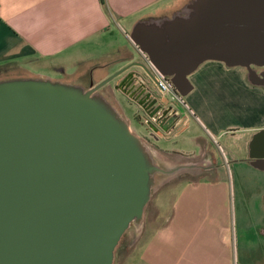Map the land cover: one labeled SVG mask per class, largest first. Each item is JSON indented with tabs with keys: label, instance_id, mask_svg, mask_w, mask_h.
Instances as JSON below:
<instances>
[{
	"label": "water",
	"instance_id": "water-1",
	"mask_svg": "<svg viewBox=\"0 0 264 264\" xmlns=\"http://www.w3.org/2000/svg\"><path fill=\"white\" fill-rule=\"evenodd\" d=\"M128 37L174 85L216 61L264 87V0H189L137 21ZM249 158L264 163V129ZM195 167L161 166L103 97L78 84L2 79L0 264H113L122 236L142 225L155 175Z\"/></svg>",
	"mask_w": 264,
	"mask_h": 264
},
{
	"label": "crops",
	"instance_id": "crops-1",
	"mask_svg": "<svg viewBox=\"0 0 264 264\" xmlns=\"http://www.w3.org/2000/svg\"><path fill=\"white\" fill-rule=\"evenodd\" d=\"M188 1L0 0V80L44 77L76 82L95 66L99 67L94 75L100 78L124 65L131 54L129 44L113 37L115 29L131 43L126 30L131 31L137 21L171 16ZM207 69L201 74L206 76ZM219 73L216 88L200 84L187 96L193 107L186 105L174 135L158 142V149L149 144L156 160L164 159L166 167L203 166L196 170L204 173L203 178L174 188L164 223L137 254H129L120 264H258L254 258L259 253L249 254L236 246L235 223L239 210L248 215L249 192L232 183L234 173L224 154L242 155L231 159L264 172V165L254 164L245 154L253 135L264 129V89L247 83L240 72L220 68ZM229 81L234 89L222 90ZM222 136L230 139L224 147L217 142ZM210 142L222 153L221 159L206 155ZM175 155L185 160L179 162ZM258 218L257 233L263 243L264 219Z\"/></svg>",
	"mask_w": 264,
	"mask_h": 264
},
{
	"label": "flooded vegetation",
	"instance_id": "flooded-vegetation-1",
	"mask_svg": "<svg viewBox=\"0 0 264 264\" xmlns=\"http://www.w3.org/2000/svg\"><path fill=\"white\" fill-rule=\"evenodd\" d=\"M129 44L130 46H127V50L130 49L131 54L125 64L118 69L98 78L94 75L93 71H96L99 66H95L83 80L68 83L78 84L85 90H89L93 94L103 97L126 121V104L124 100L127 101L129 105H134L136 108V113L134 114L135 118L145 129L146 133L142 135L135 133L127 121L131 131L143 139L147 144L154 145L156 148L158 142L170 139L180 127L182 118L187 110V96L197 91L200 84L208 86L209 89H214L219 85L220 68H224L226 71L240 72L244 80L250 84L248 77L249 72L245 68H230L221 62L205 61L187 75L186 84L174 85L172 77L164 76L159 73L149 63L145 55L138 52V49L133 46L132 43ZM125 68V71L121 74H117ZM206 68L208 69L206 76H204L203 73L201 74V71ZM237 69H243L244 73ZM253 70L257 75H260L262 72L260 68H253ZM160 77L170 83L169 88L158 86L157 79ZM108 78L111 79L103 85H99ZM261 88L264 89L262 86ZM228 154L230 156V153ZM228 154L225 153L224 156L228 157ZM245 154L246 157H248L249 150ZM206 155L210 156L213 160H216V158L221 159L223 156L212 142H210L209 151ZM215 164L217 163L213 162V165ZM254 164L258 166L264 165V163L261 162H255ZM197 169L199 168L195 167L179 170L178 172L187 174V172L196 171Z\"/></svg>",
	"mask_w": 264,
	"mask_h": 264
},
{
	"label": "rangeland",
	"instance_id": "rangeland-1",
	"mask_svg": "<svg viewBox=\"0 0 264 264\" xmlns=\"http://www.w3.org/2000/svg\"><path fill=\"white\" fill-rule=\"evenodd\" d=\"M126 31L127 33H130L129 29ZM113 37H115L117 41L121 43L124 42V44H129L125 34L120 32L118 29L114 30ZM128 46H130V44ZM70 70L71 69L69 68L67 70V73H71ZM237 70L242 72L244 71L243 69ZM223 85H226L223 86L224 89L222 88V90L224 91H230L234 89L233 81H229L227 84ZM124 102L126 104L125 116L127 117V121L129 122L130 127L137 134H145V129L138 123L135 118V106L129 105L125 100ZM186 105L188 107H193L188 101L186 102ZM229 140L230 139L228 136H222L217 139V142L221 147H224V144H227ZM251 141L252 139L249 141V144L251 143ZM169 147H171V145H169ZM162 155H165L164 152L162 153ZM241 156L233 155L232 157L236 159V157L239 158ZM174 157L179 162L181 160H185L180 155H175ZM225 158L226 163H228V169L234 173V176H231L232 183L238 186H245L249 192L248 205L250 210L248 212V215H244V211L239 210L237 221L235 223V232L237 236L236 246L239 250H244L249 254L259 253L261 255V249L264 252V242L261 243L258 237L257 225H259L258 223L260 220V218L258 217L264 219V206H262L264 195V172L255 171L251 169V167L245 165V162L240 163L231 159L229 154L228 157ZM157 162H159V164L163 167L166 164L164 159L157 160ZM217 162L219 163L220 161L218 160ZM203 175V172L198 173V171H189L187 172V174H184L183 172H176L171 176L155 175L151 197L144 210L142 225L138 229L134 226H131L122 236L114 251L113 264H120V262L123 261V259L131 253L132 254L130 255V257H133V255L137 254V252L142 248L144 242L147 240V237L154 231L156 227L164 223L169 213L172 191L175 190V187L185 181L201 179L203 178ZM260 255L254 258L255 263L264 264V256Z\"/></svg>",
	"mask_w": 264,
	"mask_h": 264
},
{
	"label": "built area",
	"instance_id": "built-area-1",
	"mask_svg": "<svg viewBox=\"0 0 264 264\" xmlns=\"http://www.w3.org/2000/svg\"><path fill=\"white\" fill-rule=\"evenodd\" d=\"M158 86H162L164 88H169L170 87V83L165 81L162 77L158 78Z\"/></svg>",
	"mask_w": 264,
	"mask_h": 264
}]
</instances>
